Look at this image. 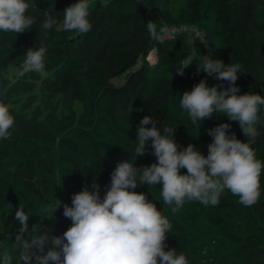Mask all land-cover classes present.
I'll return each mask as SVG.
<instances>
[{"label": "trees", "instance_id": "trees-1", "mask_svg": "<svg viewBox=\"0 0 264 264\" xmlns=\"http://www.w3.org/2000/svg\"><path fill=\"white\" fill-rule=\"evenodd\" d=\"M157 1L93 0L89 9L92 29L71 37L62 27L63 10L77 0H27L32 5L29 14L37 17V24L18 36L0 33V102L15 118L11 138L0 140V245L12 255V264H22L18 258L20 245L15 241L17 208L23 206L31 216L25 239L49 230L52 235H62L71 221L63 212L57 215L51 206L53 175L69 206L71 196L94 178L103 198L117 163L129 159L137 146L136 126L143 117H137L136 111L158 120L161 131L164 124L177 127L176 142L182 147L194 144L204 155L212 140L207 129L220 123H230L237 139L247 142L238 122L214 114L198 129L179 104L182 94L202 79L208 86L220 85L221 90L229 86L226 81L197 72V62L208 54L225 64L241 65L243 73L236 81L240 94L264 96V0H185L176 15L158 7ZM45 11L58 20L46 39L39 31ZM149 20L158 30L167 25H196L207 45L195 43L197 49L192 52L182 34L159 44L148 34ZM41 45L46 47V75L18 77L23 55ZM154 47L158 53L154 71L150 72L145 58ZM188 56L193 57V63L183 76L176 74ZM139 61L142 65L135 68ZM11 67L15 71L10 74ZM149 72L153 78L150 88ZM121 75L120 84L112 83ZM261 115L264 119V108ZM258 131L260 136L252 148L257 159L264 161V123L258 125ZM54 150L56 170L48 158ZM155 161L149 146L146 154L137 158L136 167ZM181 174H186V169ZM161 186L142 185L135 191L148 193L149 200L170 220L173 233L168 235V248L183 252L189 264H197V260L191 250L192 232L185 221L196 224L200 220L227 241L225 264H264V171L259 200L247 207L256 224L238 199L226 192L218 206L192 201L177 214L170 213L160 197ZM49 213L55 218H46ZM241 214L246 219L245 235L229 224Z\"/></svg>", "mask_w": 264, "mask_h": 264}, {"label": "clouds", "instance_id": "clouds-1", "mask_svg": "<svg viewBox=\"0 0 264 264\" xmlns=\"http://www.w3.org/2000/svg\"><path fill=\"white\" fill-rule=\"evenodd\" d=\"M31 8L27 0H0V33L18 36L30 31L37 24V17L29 14ZM89 9L90 0H77L67 6L63 10V30L88 33L92 29ZM57 24L58 20L45 11L39 31L46 39L48 31ZM146 28L150 38L159 44L172 38L175 31L167 26L158 30L152 20L147 21ZM200 40L207 44L205 39ZM152 52L158 53V49L154 47ZM45 56V46L29 48L17 76L24 77L28 73L45 76ZM193 61L192 56L184 58L176 74L183 76ZM201 71L228 82L229 86L221 90L220 85L208 86L202 79L191 91L182 94L180 108L198 129L214 114L217 118L225 116L229 121L238 122L247 142L237 139L230 131V123H220L207 129L212 140L204 155L194 144L182 147L176 142L177 127L164 124L161 131L157 127L158 120L144 116L136 126L134 153L117 163L103 198L101 186L94 178L71 196V206L63 204V216L71 221V226L62 235H52L49 230L25 239L31 216L23 206L17 208L14 220L19 228L15 241L20 245L18 258L22 264H189L183 252L168 248L166 241L173 233V225L156 203L149 200L148 193L135 191L138 186L162 185L160 197L173 214L186 202L218 206L225 190L237 196L245 207L258 202L264 161L257 159L252 145L260 136L258 125L264 123L261 115L264 96L250 92L240 94L236 81L243 72L238 63L225 64L208 54L197 62V72ZM14 124L15 118L8 106L0 102V140L11 138ZM149 146L156 161L136 167L137 158L144 156ZM182 169H186V174H181ZM54 214L49 213L46 218L54 219ZM32 232H36L34 225ZM12 261V255L3 248L0 264H12Z\"/></svg>", "mask_w": 264, "mask_h": 264}, {"label": "rangeland", "instance_id": "rangeland-1", "mask_svg": "<svg viewBox=\"0 0 264 264\" xmlns=\"http://www.w3.org/2000/svg\"><path fill=\"white\" fill-rule=\"evenodd\" d=\"M93 0H90V4ZM185 0H158L157 6L158 7H166L169 10L172 11L173 14H177L180 10V8L183 6ZM77 33L76 32H69V35L71 37H74ZM197 47H192L191 51L195 52ZM150 54V55H149ZM151 53L149 52L146 56L147 64L150 67V72L154 71L155 63H156V57L154 59L150 58ZM155 56V53H154ZM155 61V62H153ZM142 61H139L137 65H135V68H138L142 65ZM15 71L14 68H10V74ZM150 72L148 73V87L150 88L153 83V78L151 77ZM123 75L116 77L112 79V83L115 85H118L123 80ZM61 102V99H60ZM77 109L78 105H76ZM135 115L137 117H144L146 115H149L147 112L143 111H136ZM48 158L51 160L52 164L54 165V169L56 170V160L57 155L56 151L54 150ZM53 193L51 197V206L56 210L60 204L61 206L56 210L57 215L61 216L60 213L63 212V204L66 203V194L61 193L59 189L56 186V174L53 175ZM226 193L231 194L230 191L225 190ZM232 195V194H231ZM234 196V195H232ZM238 200L239 198L235 196ZM62 202V203H61ZM243 206V205H242ZM245 209V212L248 214V217L251 219L252 224H256L257 221L253 219V216L251 214L250 209L243 206ZM170 213H172L170 211ZM176 212L175 214H177ZM187 224H189V227L192 232V239H191V250L192 253L197 260V264H225L226 262V256L225 252L228 250V243L227 241L216 231L214 230L205 220H200L196 224H190L187 221H185ZM229 224L233 226L237 233L240 235L246 234V219L244 215H239V217L236 220H230Z\"/></svg>", "mask_w": 264, "mask_h": 264}, {"label": "built area", "instance_id": "built-area-1", "mask_svg": "<svg viewBox=\"0 0 264 264\" xmlns=\"http://www.w3.org/2000/svg\"><path fill=\"white\" fill-rule=\"evenodd\" d=\"M169 29H174L173 37L178 35L186 36L187 42L194 47L195 43L199 45H207L201 42L200 38L205 39L203 32L201 29L193 24H181V25H167ZM199 34V36H198Z\"/></svg>", "mask_w": 264, "mask_h": 264}, {"label": "bare ground", "instance_id": "bare-ground-1", "mask_svg": "<svg viewBox=\"0 0 264 264\" xmlns=\"http://www.w3.org/2000/svg\"><path fill=\"white\" fill-rule=\"evenodd\" d=\"M150 53H151V58H153L154 57V59H155V56H154V53L152 52V51H150ZM150 55V54H149Z\"/></svg>", "mask_w": 264, "mask_h": 264}]
</instances>
